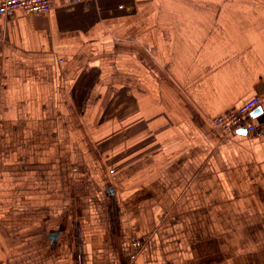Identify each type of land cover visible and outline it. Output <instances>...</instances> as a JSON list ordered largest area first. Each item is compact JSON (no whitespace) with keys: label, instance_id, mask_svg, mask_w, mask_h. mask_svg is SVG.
<instances>
[{"label":"crops","instance_id":"crops-1","mask_svg":"<svg viewBox=\"0 0 264 264\" xmlns=\"http://www.w3.org/2000/svg\"><path fill=\"white\" fill-rule=\"evenodd\" d=\"M196 1L0 16V264H264V0Z\"/></svg>","mask_w":264,"mask_h":264},{"label":"built area","instance_id":"built-area-1","mask_svg":"<svg viewBox=\"0 0 264 264\" xmlns=\"http://www.w3.org/2000/svg\"><path fill=\"white\" fill-rule=\"evenodd\" d=\"M52 2L53 0H0V16L11 19L18 11L23 14L48 12L52 8ZM261 103L260 96H252L242 104L232 105L214 116L212 122L222 134L256 131L261 135L263 131L257 128V124L251 119L252 111L260 108ZM144 244V240L140 237L131 240L130 261H135L138 258Z\"/></svg>","mask_w":264,"mask_h":264},{"label":"rangeland","instance_id":"rangeland-1","mask_svg":"<svg viewBox=\"0 0 264 264\" xmlns=\"http://www.w3.org/2000/svg\"><path fill=\"white\" fill-rule=\"evenodd\" d=\"M233 2V1H232ZM230 2V3H232ZM217 0H209V2H206L205 0H197L193 7H194V14L197 15L199 14L200 17L203 15L204 17H209V18H217L218 15V9H217ZM228 4V1H227ZM242 7L240 6H233L229 9L230 15H233L235 18H250V8H249V1L248 0H242L241 2ZM200 5V6H196ZM254 15V14H253ZM258 17L264 18V10L258 12ZM114 168H110V172L114 173ZM136 232H134L132 235H135ZM133 262L131 264H135L136 262Z\"/></svg>","mask_w":264,"mask_h":264}]
</instances>
